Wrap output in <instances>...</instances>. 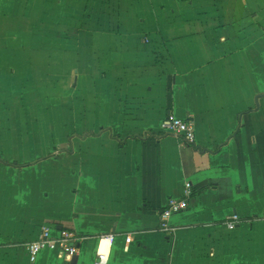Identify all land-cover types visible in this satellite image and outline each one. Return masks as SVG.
<instances>
[{
  "label": "crops",
  "instance_id": "0c3cea01",
  "mask_svg": "<svg viewBox=\"0 0 264 264\" xmlns=\"http://www.w3.org/2000/svg\"><path fill=\"white\" fill-rule=\"evenodd\" d=\"M43 226L80 248L34 264H264V0H0V264Z\"/></svg>",
  "mask_w": 264,
  "mask_h": 264
},
{
  "label": "built area",
  "instance_id": "2783aa9c",
  "mask_svg": "<svg viewBox=\"0 0 264 264\" xmlns=\"http://www.w3.org/2000/svg\"><path fill=\"white\" fill-rule=\"evenodd\" d=\"M161 131L164 134H173L178 136L182 143L187 146H194L196 142V133L194 125L190 120H184L169 115L161 124ZM193 196L192 185L187 182L185 189V196L177 199L172 198L167 205L159 213L160 215V229L164 232L172 233L174 228L169 221L173 215L180 214L187 210L190 206V199ZM239 222V217L233 215L227 222V227L233 230ZM58 234L54 235L53 230L48 226H43L38 238L31 241L27 245L28 259L31 264H34L41 252L46 250L55 251L62 258H71L78 254L80 248L81 238L69 229H61L56 231ZM106 239L108 244V251L104 252L98 250L96 253L97 259L94 264H108L110 258V248L113 244L115 236L113 234L102 236ZM132 241V235L126 237V242Z\"/></svg>",
  "mask_w": 264,
  "mask_h": 264
},
{
  "label": "trees",
  "instance_id": "16d2710c",
  "mask_svg": "<svg viewBox=\"0 0 264 264\" xmlns=\"http://www.w3.org/2000/svg\"><path fill=\"white\" fill-rule=\"evenodd\" d=\"M5 164H8V163H5ZM9 165L14 166V167H18V168L22 167V165H19L17 162L10 163Z\"/></svg>",
  "mask_w": 264,
  "mask_h": 264
},
{
  "label": "bare ground",
  "instance_id": "6f19581e",
  "mask_svg": "<svg viewBox=\"0 0 264 264\" xmlns=\"http://www.w3.org/2000/svg\"><path fill=\"white\" fill-rule=\"evenodd\" d=\"M107 250H108V246L105 245V247L102 248V251L107 252Z\"/></svg>",
  "mask_w": 264,
  "mask_h": 264
},
{
  "label": "water",
  "instance_id": "95a60500",
  "mask_svg": "<svg viewBox=\"0 0 264 264\" xmlns=\"http://www.w3.org/2000/svg\"><path fill=\"white\" fill-rule=\"evenodd\" d=\"M58 229H60V230H61V229H62V227H61V226H59V227H58Z\"/></svg>",
  "mask_w": 264,
  "mask_h": 264
},
{
  "label": "rangeland",
  "instance_id": "374dc122",
  "mask_svg": "<svg viewBox=\"0 0 264 264\" xmlns=\"http://www.w3.org/2000/svg\"><path fill=\"white\" fill-rule=\"evenodd\" d=\"M62 127V126H61ZM4 147V146H3ZM3 151L5 150V148L2 149Z\"/></svg>",
  "mask_w": 264,
  "mask_h": 264
}]
</instances>
